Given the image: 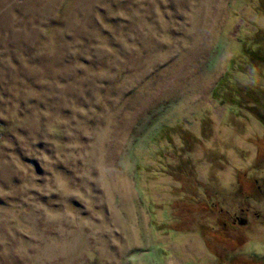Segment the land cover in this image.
<instances>
[{
  "label": "rangeland",
  "instance_id": "rangeland-1",
  "mask_svg": "<svg viewBox=\"0 0 264 264\" xmlns=\"http://www.w3.org/2000/svg\"><path fill=\"white\" fill-rule=\"evenodd\" d=\"M263 35L264 0H0V264H264L263 111L226 98Z\"/></svg>",
  "mask_w": 264,
  "mask_h": 264
},
{
  "label": "trees",
  "instance_id": "trees-1",
  "mask_svg": "<svg viewBox=\"0 0 264 264\" xmlns=\"http://www.w3.org/2000/svg\"><path fill=\"white\" fill-rule=\"evenodd\" d=\"M242 56L244 57V60L242 62H244L245 65L246 64L248 66L252 65L253 68L255 67L258 68L257 66L262 67V65L264 64V35L262 36V39L259 37V39H255V41L250 40L248 41L247 44L244 41L243 46H242ZM234 61H236V59H234ZM234 61H233L232 69L235 70L237 68L236 67L237 63H235ZM241 66H242L241 64L238 65L239 72L246 74L245 73L246 71L245 72L241 71V68H242ZM246 82L247 83L245 82L237 83L236 88H232L230 90V95L226 97L228 102H231L233 105L234 104L238 105L239 107H240V104L241 105L243 104V103H239L242 97L238 95V98H237V95H235L236 94L235 89L239 90L240 92H244V96L246 95L247 98H251L252 100L255 99L256 103L258 100H261L264 102V93H262V91H259L260 88H257L256 86H254V83L250 80L249 81L247 80ZM256 103L252 105V109L260 108V110H262L263 113L260 112V114H258V112H256L254 113L255 115L254 117L260 123L264 125V104H256Z\"/></svg>",
  "mask_w": 264,
  "mask_h": 264
}]
</instances>
